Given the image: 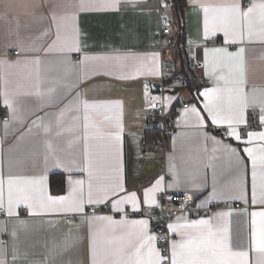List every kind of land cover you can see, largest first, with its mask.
Returning a JSON list of instances; mask_svg holds the SVG:
<instances>
[{
  "label": "crops",
  "instance_id": "crops-1",
  "mask_svg": "<svg viewBox=\"0 0 264 264\" xmlns=\"http://www.w3.org/2000/svg\"><path fill=\"white\" fill-rule=\"evenodd\" d=\"M224 2L227 0H186L185 43L177 47L178 29L172 23L166 1L118 0L115 7L102 8L101 0H89L95 6L81 10L79 0H0V61H7L0 64V109L9 113L8 122L0 119V178L6 181L9 175H43L48 194L60 196L67 194L71 176L73 180L85 181L86 193L88 177L84 172L75 171L83 167L85 153L83 102L119 101L118 109L106 113L110 120L90 113L96 127L89 128L88 152L96 162L98 173L103 175L109 166H115L111 154L118 147L126 188L136 191L141 201L144 188L151 187L163 176L164 191L156 193L158 204L162 193L186 192L195 207L202 202L206 204L200 208L227 205L228 209L214 208L187 218H208L231 211L233 214L226 222L233 242L246 243L251 228L250 213L264 207L250 203L252 168L243 153L246 145L231 137L223 140L221 135L226 126L213 125L206 119L201 128L196 126L191 113L184 114L185 109L195 106L207 117L203 97L199 95L213 86V81L204 74L205 47H228L230 52L243 47L245 88L248 91L264 89V42L225 45L223 33L207 40L204 37L203 12L199 5ZM160 7H164L163 15ZM53 14L66 17V26L59 30V40ZM164 18L170 23L171 34L160 42L156 35L164 28ZM65 40L78 42L79 51H61ZM153 56L155 60L151 59ZM84 57L103 59H89L81 64ZM138 58H145V74L136 73L141 63ZM187 60L186 69L183 67ZM165 65L174 69V76L162 81ZM148 68H154L158 74H148ZM186 71L196 85L194 89L184 83ZM144 82L151 86L163 83L164 91L153 95L147 89L146 97ZM5 92L11 109L3 102ZM153 97L159 98L155 105L161 106L165 113L167 127L175 131L164 142L162 132L154 141L145 136L147 109ZM164 97L171 99L165 103ZM259 115L258 106L247 110L248 123L238 128L243 140L249 131H264ZM117 120L122 125L119 142L108 136L117 131ZM142 139L146 142L145 150L141 147ZM230 148H235L236 153L231 154ZM237 157L240 158L239 172L236 171ZM57 163L61 166L56 167ZM69 168L73 171L69 172ZM53 174L64 175V191L60 194L51 193ZM238 177L248 192L247 205L232 199L237 194L233 184ZM214 189L217 195L209 200ZM90 207L86 205L83 214L29 215L20 205L17 215L4 213L0 216V264H91L87 217L95 214L119 221L124 214L113 212L110 203L96 206L95 213L88 212ZM146 209L149 208L141 204V210L134 213L129 206L127 219L148 218ZM69 217L72 219L66 221ZM100 226L97 222L91 227ZM150 228L154 233L151 222ZM250 256L255 259L254 253Z\"/></svg>",
  "mask_w": 264,
  "mask_h": 264
},
{
  "label": "snow or ice",
  "instance_id": "snow-or-ice-1",
  "mask_svg": "<svg viewBox=\"0 0 264 264\" xmlns=\"http://www.w3.org/2000/svg\"><path fill=\"white\" fill-rule=\"evenodd\" d=\"M118 0H101L100 7H115ZM95 5L89 0H79V8L86 10ZM203 12V33L207 40L217 33H223L225 45L242 44L259 40L264 42V0H227L224 3L200 4ZM69 19H74L71 17ZM66 17L52 16V21L59 30L64 25ZM46 34V33H45ZM79 51L78 42L65 40L61 51ZM240 47L235 52H230L228 47L204 48L205 75L213 81V86L205 88L199 95L203 97V111L201 114L197 107L185 109V115L191 113L196 126L203 128L205 120H211L216 126H226L227 136L244 143L243 153L251 162V205L264 206V131L247 132V139H242L238 131L239 126L248 123L246 112L249 108L259 107V121L264 126V89L245 88L243 70V53ZM89 59H103L98 57H84L81 64ZM116 60L121 57H114ZM141 63L136 69L139 75L145 74V58H138ZM155 60V56L151 57ZM39 65V60L35 61ZM7 61H0V64ZM11 66V65H10ZM148 74H158L154 68L147 69ZM4 104L11 109L7 93L4 94ZM148 91L145 86V96ZM157 97L152 98V107H155ZM171 99L164 97L165 103ZM120 102H83L84 128H85V153L83 167L75 169L86 173L88 187L85 193L83 179H68V192L66 195H49L45 186V177H20L9 175L5 181L0 178V210L5 215H17L16 209L23 205L29 215L48 213H80L86 211V205L95 207L111 204L113 212L123 213L119 221L111 216L87 217L90 225L89 251L91 264H264V207L250 213L251 228L245 242L234 243L227 226L226 218L231 211L215 213L212 217L189 220L187 216H178L174 222L167 224V234L157 235L150 228L149 216L146 219L128 220V207L132 212L141 210V204L149 209L159 207L156 193L163 192L164 177H159L156 182L143 190L141 201L136 191H128L122 177V167L119 164V148L115 147L111 159L115 166H109L101 175L98 173L96 162L88 152L87 141L89 128H95L90 113L104 115L106 120L111 118L106 113L118 109ZM117 131L108 133L115 142H119L122 125L117 120ZM259 141V143H256ZM235 148H230L231 154L236 153ZM239 160L236 171L239 172ZM56 167L61 165L57 163ZM69 172L73 169L69 168ZM5 184L7 185V206L5 207ZM171 187V185H169ZM233 187L237 194L234 200L249 203L248 192L239 177ZM215 189L209 200L216 196ZM191 199V197H189ZM206 202L197 205L204 206ZM248 215L247 209L243 210ZM223 221V223H222ZM99 222L100 227L91 226ZM163 240L161 246L159 241ZM255 254V259L250 256Z\"/></svg>",
  "mask_w": 264,
  "mask_h": 264
},
{
  "label": "built area",
  "instance_id": "built-area-1",
  "mask_svg": "<svg viewBox=\"0 0 264 264\" xmlns=\"http://www.w3.org/2000/svg\"><path fill=\"white\" fill-rule=\"evenodd\" d=\"M168 1V0H162ZM164 7L159 8V12L161 15L164 14L163 12ZM164 28L156 35V40L160 41L171 34V26L170 23L165 18L163 23ZM13 54H17V52H13ZM174 76V69H172L169 65H165L162 67V81H166L169 79H173ZM174 81V80H173ZM143 88L147 86V89L150 90L151 94L159 95L162 94L164 91L165 84L161 83L160 86H151L147 82L142 83ZM148 117H147V125L148 126H155L162 132L161 141H165L168 136H172L174 134V129L170 127H166L164 123L165 113L161 109V106L155 105V107H149L147 109ZM0 119L2 122H8L9 120V113L4 110L0 109ZM223 140L229 138L225 132L221 135ZM141 147L142 150L146 149V142L144 139L141 140ZM191 195L189 193H162L159 197V207H153L151 209L145 210V215L147 217L151 216V226L155 234L157 235H166L167 234V224L171 222V220L178 216H190L196 217L199 214H204L208 210L211 209H228L227 205L216 206L211 208H197L195 207L189 199ZM89 213H93V207L91 206L88 209ZM4 215V211L0 210V216ZM72 217L66 219V221H70ZM159 244L162 246L164 244L163 240L159 241Z\"/></svg>",
  "mask_w": 264,
  "mask_h": 264
},
{
  "label": "trees",
  "instance_id": "trees-1",
  "mask_svg": "<svg viewBox=\"0 0 264 264\" xmlns=\"http://www.w3.org/2000/svg\"><path fill=\"white\" fill-rule=\"evenodd\" d=\"M168 9L172 13V23L174 26L177 27L178 29V35L175 38V44L177 47L180 45H184L185 40H184V7L186 5V0H168ZM183 52V51H182ZM189 67V61L187 60L185 63V67L183 68H188ZM184 74V83L186 86H189L191 89H194L196 85L191 81L190 75L188 71L183 72ZM165 125L167 127V119H164ZM161 131L153 126H147V130L145 132V136L148 137L150 140L154 141L160 136ZM63 183H64V175L62 174H53L50 178V189L52 194H60L64 191L63 189Z\"/></svg>",
  "mask_w": 264,
  "mask_h": 264
},
{
  "label": "water",
  "instance_id": "water-1",
  "mask_svg": "<svg viewBox=\"0 0 264 264\" xmlns=\"http://www.w3.org/2000/svg\"><path fill=\"white\" fill-rule=\"evenodd\" d=\"M164 20H165V18H164ZM164 20H163V22H164Z\"/></svg>",
  "mask_w": 264,
  "mask_h": 264
}]
</instances>
